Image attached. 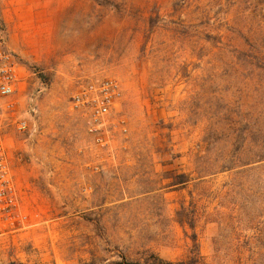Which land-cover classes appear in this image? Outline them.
Segmentation results:
<instances>
[{"label": "rangeland", "instance_id": "374dc122", "mask_svg": "<svg viewBox=\"0 0 264 264\" xmlns=\"http://www.w3.org/2000/svg\"><path fill=\"white\" fill-rule=\"evenodd\" d=\"M0 40L25 67L0 264H264V0H0ZM107 77L97 127L73 97Z\"/></svg>", "mask_w": 264, "mask_h": 264}, {"label": "built area", "instance_id": "2783aa9c", "mask_svg": "<svg viewBox=\"0 0 264 264\" xmlns=\"http://www.w3.org/2000/svg\"><path fill=\"white\" fill-rule=\"evenodd\" d=\"M25 67L18 57L0 40V226L18 208L14 174L9 164L3 130L2 116L15 115L18 97L25 84ZM124 95L123 86L115 78H103L82 85L73 97V107L89 116L97 127L104 126L117 109ZM24 134L30 132L25 119L17 123Z\"/></svg>", "mask_w": 264, "mask_h": 264}, {"label": "trees", "instance_id": "16d2710c", "mask_svg": "<svg viewBox=\"0 0 264 264\" xmlns=\"http://www.w3.org/2000/svg\"><path fill=\"white\" fill-rule=\"evenodd\" d=\"M248 137L251 139V137H252L251 134ZM262 148L264 149V147H262ZM262 151L264 152V150H262ZM260 159L264 160V154L262 156H260ZM182 177L185 178L186 176H182ZM184 182H186V180L183 181L182 183H184ZM193 241H194V248H196V250H197V254H200L199 253V249H198L199 246H198V244H196V238L195 237L193 238ZM155 260L157 262H154L152 264H176V263H173V262L163 261L160 258H155ZM12 264H15V263H12ZM109 264H139V263L131 262V261L127 260L126 258H123L122 261L112 262V263H109ZM178 264H185V263H178Z\"/></svg>", "mask_w": 264, "mask_h": 264}]
</instances>
